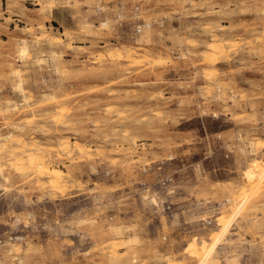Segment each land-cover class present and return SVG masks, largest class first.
Returning <instances> with one entry per match:
<instances>
[{
    "label": "rangeland",
    "instance_id": "obj_1",
    "mask_svg": "<svg viewBox=\"0 0 264 264\" xmlns=\"http://www.w3.org/2000/svg\"><path fill=\"white\" fill-rule=\"evenodd\" d=\"M0 264H264V0H0Z\"/></svg>",
    "mask_w": 264,
    "mask_h": 264
},
{
    "label": "bare ground",
    "instance_id": "obj_2",
    "mask_svg": "<svg viewBox=\"0 0 264 264\" xmlns=\"http://www.w3.org/2000/svg\"><path fill=\"white\" fill-rule=\"evenodd\" d=\"M213 47V46H212ZM215 47V46H214ZM218 50V49H217ZM212 51V50H211ZM216 51V50H215ZM213 52V51H212ZM27 150V149H26ZM12 151V150H11ZM25 151V150H24ZM23 152V150H22ZM27 160L29 162L30 165H34V157H32L30 154L27 155ZM18 165V164H17ZM42 173H44L45 175H47V177L49 178V183H55L54 185L58 184L59 178L56 176H53V174H51L49 171H40ZM53 185V184H50ZM53 185V186H54Z\"/></svg>",
    "mask_w": 264,
    "mask_h": 264
}]
</instances>
